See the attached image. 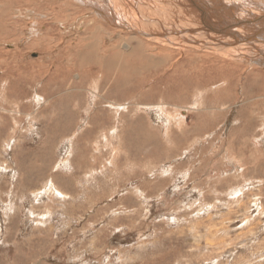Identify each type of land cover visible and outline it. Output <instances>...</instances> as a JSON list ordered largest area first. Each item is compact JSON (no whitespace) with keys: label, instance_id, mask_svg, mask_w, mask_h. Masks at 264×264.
I'll return each instance as SVG.
<instances>
[{"label":"rangeland","instance_id":"374dc122","mask_svg":"<svg viewBox=\"0 0 264 264\" xmlns=\"http://www.w3.org/2000/svg\"><path fill=\"white\" fill-rule=\"evenodd\" d=\"M52 4L0 0V264H264L263 60L153 75L158 38L102 57L147 30ZM95 15L89 68L73 47Z\"/></svg>","mask_w":264,"mask_h":264},{"label":"bare ground","instance_id":"6f19581e","mask_svg":"<svg viewBox=\"0 0 264 264\" xmlns=\"http://www.w3.org/2000/svg\"><path fill=\"white\" fill-rule=\"evenodd\" d=\"M49 1L50 3H55L54 5L52 4V9L54 11L51 16L52 19H62L65 24L69 21H73L75 15L80 10L85 9L88 12H93L91 9H94V11L100 13L101 19L111 22L109 23V21H106L108 24L113 25L112 23L115 21L118 26L116 28L120 30H126L127 26L130 24L138 31L140 28L147 30L148 35H145L146 39L129 33L119 35L117 42H113L110 46L104 48L102 57L107 59H109L111 55L114 57V53H109L108 48L117 47L122 53L121 55L125 56L121 59H129V56L132 57L135 51L141 53L144 50H138L147 49L145 46L151 47L148 41H153L158 38L157 42L161 43V50L166 51L167 55H161L159 51H157L160 48L158 46L154 47L155 53H152V55L156 57L157 68L153 75H157L159 72L167 73L168 70L171 71L170 73L172 75L175 72H180L179 68L184 65H187V67L192 66L190 73L191 71H198L200 73V71L216 69L219 73L221 72L220 75H222V73L228 75L229 71L227 69L238 67V65L224 59L225 56L230 57L229 59H232L234 56H238L239 59H242L244 57H254L257 55L263 60L260 64H264V2L262 1L235 0L236 5L234 7L229 4L232 0H225L224 3H218L214 0H128L127 3L124 2L125 6L123 5V0ZM3 6L4 5H2V7ZM127 6L130 10L129 12L127 11ZM220 12L223 14H220ZM125 14H127V19L124 17ZM59 17L61 18L59 19ZM101 19L96 17V15L89 18L87 28L81 32L82 35L79 34V38H77L75 42V47H73L76 50L75 55H82L83 60L89 68L94 66V64H92L93 62H91L94 61V58H92L93 53L89 49L93 48L95 54V46L102 42V40L95 37V31H103V26L98 24L102 22ZM125 20L127 21L125 22ZM57 29L58 28L51 26L48 28L45 38L38 36V38L34 40L35 43L33 45H38L40 40H42L41 42L45 45H49L47 40H50V37L52 38L49 33ZM108 33L113 34L116 32L111 30ZM132 33L136 34L135 32ZM52 39L56 42L54 38ZM59 39H61V37H59ZM170 45H173V48L177 51H168L166 47ZM210 50L216 52L218 55H210L212 54ZM83 51L84 53L82 54ZM191 51H195L196 53H192ZM175 56H178V58H174ZM97 60L100 61L99 58H97ZM100 66L101 65H98L99 71ZM256 66L257 65L252 63L248 67L249 70L252 69L251 71L254 73L256 71L254 69ZM256 68L261 70L258 66ZM107 69L108 71L111 70L109 73L110 75L113 71V67L107 66ZM130 69H132V66ZM104 70L107 73V70L103 68V74ZM14 73H16V71ZM132 73L134 74L135 72L132 71ZM181 74L179 73V75ZM261 74L264 75V73ZM102 77L106 79L103 75ZM226 79L227 76L225 80ZM229 79L230 78H228V80ZM5 86L7 87V84ZM261 91L262 92H259L257 96H264V86Z\"/></svg>","mask_w":264,"mask_h":264}]
</instances>
